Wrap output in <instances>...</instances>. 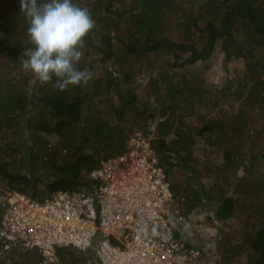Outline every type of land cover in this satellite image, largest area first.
<instances>
[{"label": "trees", "instance_id": "16d2710c", "mask_svg": "<svg viewBox=\"0 0 264 264\" xmlns=\"http://www.w3.org/2000/svg\"><path fill=\"white\" fill-rule=\"evenodd\" d=\"M74 3L87 7L95 21L78 67L92 71L85 62L98 55V62L119 68L64 91L37 82L33 95L26 87L30 78L22 83L12 77L0 81V181L5 187L0 193L43 201L60 191L92 189V171L122 154L138 131L153 130L152 144L171 184L174 208L187 217L209 202L218 222L245 213L254 217L258 228L247 232L242 244H230L221 263L236 264L248 251L245 264H264V177L255 175L257 162L264 161V131L254 125L257 117L264 121V0ZM27 28L21 0H0L4 73L21 66L27 58L22 54L34 47ZM218 46L225 62L242 60L244 70L215 91L188 67L211 59ZM141 74L148 75L142 98L135 90ZM226 101L231 107L224 108ZM25 129L26 139H20ZM198 139L224 157L209 186L200 177L213 170H199L194 155ZM179 235L186 238V233ZM84 254L64 248L58 256L60 264H82L89 261ZM40 261L36 251L4 252L0 247V264Z\"/></svg>", "mask_w": 264, "mask_h": 264}, {"label": "built area", "instance_id": "2783aa9c", "mask_svg": "<svg viewBox=\"0 0 264 264\" xmlns=\"http://www.w3.org/2000/svg\"><path fill=\"white\" fill-rule=\"evenodd\" d=\"M138 131L125 151L90 173L92 189L54 193L43 201L0 193V247L36 251L40 264H60L73 248L97 264H202L199 248L176 231L185 218L153 147Z\"/></svg>", "mask_w": 264, "mask_h": 264}, {"label": "rangeland", "instance_id": "374dc122", "mask_svg": "<svg viewBox=\"0 0 264 264\" xmlns=\"http://www.w3.org/2000/svg\"><path fill=\"white\" fill-rule=\"evenodd\" d=\"M86 0H82L85 2ZM196 3L197 0H191ZM176 22L174 21L173 24ZM179 29V28H175ZM174 29V30H175ZM174 38H178V30L174 32ZM97 42H99V37L96 36ZM97 62L95 64L91 63L93 60ZM86 66L92 69L94 73V77H99L101 75H105L106 69L111 70L112 72L118 70L119 66L116 65L113 67L110 63L102 64L98 62V55H93V57L87 59ZM188 70L193 71L195 74H200L202 78H205L206 85L209 89L221 90L231 81H235L236 78L242 74L244 70V63L242 60H233L229 63L224 61V55L221 52L220 46L216 49L215 53L212 55L211 59L205 61L204 63H199L195 66L188 67ZM189 72V71H188ZM0 81L5 82L10 77L16 79L20 83H22L26 78H30L29 84L27 87V91L30 95H33L38 85L39 81L34 78V75L31 72H26L23 70L22 65L14 68L12 71L8 73H4V70L0 69ZM111 75V74H107ZM108 76V77H109ZM38 82V83H37ZM148 75L141 74L137 77L135 82V90L140 98L144 97L145 90H147ZM235 83V82H234ZM35 88V89H34ZM225 107L230 106V101H226ZM234 103V102H232ZM231 107V106H230ZM238 108V103L234 105V111ZM217 113V112H216ZM214 113V114H216ZM258 118V117H257ZM255 118V126L260 130L264 131V121L261 119ZM153 126V125H152ZM153 127L150 126L149 129ZM28 131L25 129L20 133V139L27 136ZM262 145V149L264 150V136L263 140L260 141ZM25 144V140L23 142ZM194 155L199 160V170L204 172L205 167H211L213 171L209 172V174H205L208 177L202 176V181L207 185L212 184V180L214 176V170L221 166L224 162V157L220 153H216L215 150L208 145H206L203 139H198L197 144L195 145ZM258 163V167L256 168V177H264V161L261 159ZM202 174V173H201ZM210 176V177H209ZM217 178V173H216ZM233 182V177H231ZM222 183V181H219ZM230 183L228 187V196H231L233 183ZM0 189L5 190L4 185L0 181ZM218 190H216V193ZM174 207V205H173ZM213 206L210 205L209 202L203 203V205L197 208L192 214L189 216H182L185 218L184 224H177L175 226L176 231L184 235L186 233V240L191 241L195 246H197L201 252L202 256V264H223L221 260L223 259L224 250L230 247L231 245H240L245 240V234L247 232H253L256 228H258V223H255V218H251L247 213L240 214L237 218H232L226 222H218L215 220L214 216L211 214ZM175 209V208H174ZM176 210V209H175ZM249 226H252L249 228ZM251 234V235H252ZM250 252L243 251L236 261V264H245L248 260V254ZM84 258L89 260L83 262L82 264H97L94 257L90 253H85ZM230 264V262H229Z\"/></svg>", "mask_w": 264, "mask_h": 264}, {"label": "clouds", "instance_id": "9594fccd", "mask_svg": "<svg viewBox=\"0 0 264 264\" xmlns=\"http://www.w3.org/2000/svg\"><path fill=\"white\" fill-rule=\"evenodd\" d=\"M21 10L29 43L34 46L22 54L27 57L21 61L23 70L60 91L86 86L94 73L78 65L86 48L85 37L95 27L90 10L74 0H21Z\"/></svg>", "mask_w": 264, "mask_h": 264}]
</instances>
